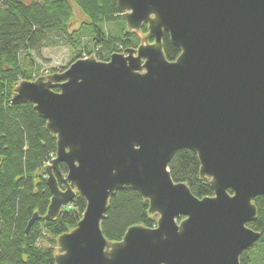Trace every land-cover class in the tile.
Returning a JSON list of instances; mask_svg holds the SVG:
<instances>
[{"label":"water","instance_id":"water-1","mask_svg":"<svg viewBox=\"0 0 264 264\" xmlns=\"http://www.w3.org/2000/svg\"><path fill=\"white\" fill-rule=\"evenodd\" d=\"M116 2L128 32L147 26L137 48L22 80L11 98L32 103L56 138L44 220L76 195L86 202L75 228L57 237L54 264H240L260 237L247 224L264 195V0ZM164 32L180 51L174 61L162 50ZM180 149L197 155L212 196L173 182L168 165ZM126 188L158 218L111 242L101 222Z\"/></svg>","mask_w":264,"mask_h":264},{"label":"trees","instance_id":"trees-1","mask_svg":"<svg viewBox=\"0 0 264 264\" xmlns=\"http://www.w3.org/2000/svg\"><path fill=\"white\" fill-rule=\"evenodd\" d=\"M73 8L83 18L75 27ZM146 33L145 24L139 32L127 31L116 0H0V264H54L57 237L75 228L86 208L84 198L76 195L56 218H43L51 198L44 167L55 155L56 138L32 103H11L20 81L40 77L35 54L59 38L71 57L51 72H62L78 59L93 56L104 62L114 53L135 49ZM161 42L166 59L174 61L180 51L166 32ZM59 167L55 176L63 189L67 167ZM199 168L197 155L188 149L177 150L168 165L173 182L186 184L197 198L212 196ZM253 203L257 215L247 227L260 237L241 254L240 264H264V195ZM34 213L39 217L25 234ZM157 218L149 215L148 203L137 191L126 188L109 199L100 227L114 242L131 226L153 228Z\"/></svg>","mask_w":264,"mask_h":264},{"label":"rangeland","instance_id":"rangeland-1","mask_svg":"<svg viewBox=\"0 0 264 264\" xmlns=\"http://www.w3.org/2000/svg\"><path fill=\"white\" fill-rule=\"evenodd\" d=\"M74 9V21L72 22V26L75 27L78 23L83 19L77 9ZM142 35L141 37H143ZM56 43L41 49L37 54H35L36 63L39 66V76H48L53 74L51 71L54 69H60V67L65 66L68 64L70 60V51L66 44H64L59 38L55 39ZM85 55V54H84ZM55 73H59L56 71ZM36 74V75H37ZM55 158V155L52 159ZM51 160L48 161L45 166L51 163Z\"/></svg>","mask_w":264,"mask_h":264},{"label":"built area","instance_id":"built-area-1","mask_svg":"<svg viewBox=\"0 0 264 264\" xmlns=\"http://www.w3.org/2000/svg\"><path fill=\"white\" fill-rule=\"evenodd\" d=\"M54 156H51V158H53Z\"/></svg>","mask_w":264,"mask_h":264}]
</instances>
